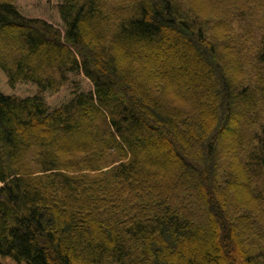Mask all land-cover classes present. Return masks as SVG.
<instances>
[{
  "label": "trees",
  "instance_id": "16d2710c",
  "mask_svg": "<svg viewBox=\"0 0 264 264\" xmlns=\"http://www.w3.org/2000/svg\"><path fill=\"white\" fill-rule=\"evenodd\" d=\"M258 99L264 0H0V256L264 264Z\"/></svg>",
  "mask_w": 264,
  "mask_h": 264
},
{
  "label": "rangeland",
  "instance_id": "374dc122",
  "mask_svg": "<svg viewBox=\"0 0 264 264\" xmlns=\"http://www.w3.org/2000/svg\"><path fill=\"white\" fill-rule=\"evenodd\" d=\"M17 2V0H15ZM209 8H211L209 11H212V5H209ZM255 23V22H254ZM258 22L255 23V26L257 27ZM213 24H209V27H212ZM231 29V37H239L242 36V33L244 32V27L239 24V23H235L233 25L230 26ZM220 28L215 30L214 33V37L218 38L221 37L223 35H225L222 32ZM242 32V33H241ZM238 81L240 83H242L244 86H249V88H251V90L255 89L256 87H258V75L257 72L255 70L251 71L249 69L246 70V72H244L242 75H239L238 77ZM260 87V86H259ZM258 87V88H259ZM263 111V119L262 122H264V102H262L260 99H258V107H257V113H261ZM111 168V166L109 167ZM36 174L43 176L44 174L39 170V169H35ZM1 186V183H0ZM0 264H16L13 260H11L10 258H4L0 256Z\"/></svg>",
  "mask_w": 264,
  "mask_h": 264
}]
</instances>
